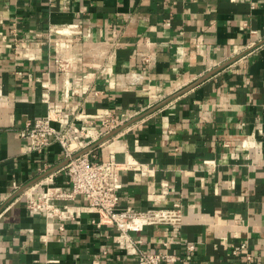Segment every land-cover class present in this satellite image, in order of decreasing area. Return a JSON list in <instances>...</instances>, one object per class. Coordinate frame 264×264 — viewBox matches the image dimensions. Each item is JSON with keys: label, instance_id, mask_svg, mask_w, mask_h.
I'll return each mask as SVG.
<instances>
[{"label": "crops", "instance_id": "1", "mask_svg": "<svg viewBox=\"0 0 264 264\" xmlns=\"http://www.w3.org/2000/svg\"><path fill=\"white\" fill-rule=\"evenodd\" d=\"M45 92L67 112L125 119L89 145L145 165L120 171V207L180 204L176 230L134 233L144 250L264 264V0H0V264H138L96 213L26 208L24 187L67 186L58 142L22 151L19 129L45 113ZM75 123L78 141L97 135ZM240 242L250 259L231 254Z\"/></svg>", "mask_w": 264, "mask_h": 264}, {"label": "built area", "instance_id": "2", "mask_svg": "<svg viewBox=\"0 0 264 264\" xmlns=\"http://www.w3.org/2000/svg\"><path fill=\"white\" fill-rule=\"evenodd\" d=\"M78 24H68L62 32L71 35ZM145 61L149 60L144 55ZM63 71L64 63L59 62ZM62 91L64 100L68 98V88ZM43 101L46 102L44 114L28 119L19 129V136L23 139L24 152H42L52 142L56 141L63 149L66 163L62 170L67 177V186L47 185L42 187L39 183H33L22 189L21 195L25 199V206L29 211H43L48 217H56L61 220L78 219L84 212H93L98 215L96 225H112L117 234L113 237L119 247L128 254H134L138 258V264H172L176 256L166 249L159 251H146L141 246V239L134 233L143 230L146 226L159 224L171 225L177 229L182 223V209L179 203L171 207H150L137 210L131 206L120 207L117 186L119 173L122 169H144L145 165L134 159L118 162L110 153L108 157L98 159L95 148L89 145L99 137L116 130L125 119L115 113L102 112L98 114L70 113L63 109L60 102L49 101L48 93H43ZM75 122L98 125L97 135L92 141H78L73 129L80 132L84 127H78ZM17 189L19 186L14 185ZM81 196L82 203L76 202ZM62 227V226H61ZM192 249L193 245H187ZM247 243L240 242L233 245L232 255L242 254L246 259L251 256L247 252Z\"/></svg>", "mask_w": 264, "mask_h": 264}, {"label": "water", "instance_id": "3", "mask_svg": "<svg viewBox=\"0 0 264 264\" xmlns=\"http://www.w3.org/2000/svg\"><path fill=\"white\" fill-rule=\"evenodd\" d=\"M115 131H117V130H115ZM115 131H113V132L109 133V135H111V134H112V133H114Z\"/></svg>", "mask_w": 264, "mask_h": 264}]
</instances>
